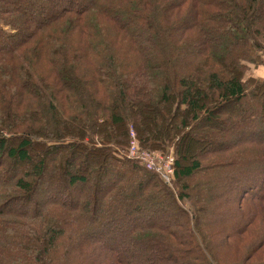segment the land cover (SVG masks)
Returning <instances> with one entry per match:
<instances>
[{
    "label": "trees",
    "instance_id": "1",
    "mask_svg": "<svg viewBox=\"0 0 264 264\" xmlns=\"http://www.w3.org/2000/svg\"><path fill=\"white\" fill-rule=\"evenodd\" d=\"M39 1L60 6L29 23L24 0H0V264H264V0ZM131 126L174 154L179 190L128 158Z\"/></svg>",
    "mask_w": 264,
    "mask_h": 264
},
{
    "label": "rangeland",
    "instance_id": "2",
    "mask_svg": "<svg viewBox=\"0 0 264 264\" xmlns=\"http://www.w3.org/2000/svg\"><path fill=\"white\" fill-rule=\"evenodd\" d=\"M85 2H86V0H84ZM83 2V1H82ZM23 4H26L27 6H29V10H28V15L29 16H27L26 18L28 19V21H29V23L30 22H33V23H36V22H39V21H41L45 16V14H46V12H51V11H53L54 9H58V7L60 6V5H58V6H55L53 3L52 4H48V6L46 5V8H41V2L39 1V0H24V3ZM61 4H63V3H61ZM260 59H261V62H260V64H258V65H255V66H251V71L250 72H252L253 71V74L255 75V74H257V75H260V76H258V77H264V53H262L261 54V57H260ZM250 65H253V64H250ZM248 71V70H247ZM248 71V72H249ZM233 110H235V108H230V107H227L226 108V112H229V113H232L233 112ZM130 129H131V132H130V140H129V143H131V141L134 139V137H133V133L135 132L136 134H137V131H136V129H134L132 126L130 127ZM137 136V135H136ZM232 137H230V138H227V139H221L219 142H217V143H215V142H213V143H211L209 146H208V148L209 147H211V146H219L222 142L223 143H228L229 141L230 142H232L233 140L231 139ZM128 150H129V148H128ZM155 152H158V153H160L162 156H164L165 157V159H166V161H172V159H173V162H172V170L174 169L173 168V165H174V162H175V156H174V154L172 153V152H161V151H155ZM197 152H198V150H197ZM74 160H78L77 158H74ZM13 170H9V172L11 173ZM163 174L162 173H160V172H158L159 174H160V177H161V179L163 180V181H165L168 185H171L172 186V188L174 189V190H179L178 188L180 187L181 188V184H173V180H172V178H173V174H174V172L173 173H170V179L169 180H166V178H165V176H164V174H166V169L165 168H163ZM108 173H109V178H108V181L110 180L111 181V179H114L115 177H117L118 175H120L121 174V172H118L117 171V169H115V168H113V167H111V168H109V171H108ZM9 173H6L5 174V176L6 175H8ZM4 178H6V177H2V179H4ZM132 178V177H131ZM97 179V178H96ZM47 180V179H46ZM45 180V181H46ZM94 178H92V177H89V180H88V182H87V184L86 185H92L93 184V182H94ZM47 182V181H46ZM66 184V183H65ZM64 184V187L63 188H61V190H58L57 192H56V201L58 202V203H60V204H66V205H68L69 203H67L66 202V200L65 199H67V197H68V193L66 192V190H67V188L65 187L66 185ZM237 185H238V183H236V184H231V183H227V181L224 183V184H222L221 186H218V187H215V189H214V195H213V197H215V198H217V199H219V202H220V204H219V208H220V211L218 210V212H219V215H218V218H216V219H218V220H225L224 218H225V216L227 215V213H228V211L226 210V208H228V207H231L233 204H234V202L236 201V196H237ZM82 186V185H81ZM264 189V188H263ZM87 190V189H86ZM263 190H261V192H262ZM78 191L77 190H73L72 191V193L73 194H75V193H77ZM136 192H137V190H136V188H134V189H132V190H129L126 194H125V197L127 196V197H129V195H131V194H136ZM89 192L87 191L86 192V194H88ZM250 194V193H249ZM52 200V198H50V195L48 196V194H44V193H42V191L41 192H39L35 197H34V199L29 203L31 206H33L34 204H39L40 206H36L37 208H42V207H45V206H47V204L50 202ZM197 205H195V203H192V202H184V206L187 208V209H190V208H194L195 206H196V208L197 207H199L200 206V203H196ZM29 205H27V204H25L24 203V201H22V202H20V203H18V202H14V203H12V204H9V206H8V208L7 209H11V210H15V211H22V209H25V208H27ZM104 207L105 206H102V202L100 203V207H99V209H100V211L101 210H103L104 209ZM218 208V209H219ZM6 210V209H5ZM91 213H88L87 215H85V218H84V220L86 221V223H89L88 221H89V219H91ZM151 216H152V214L151 215H146V214H144V216H143V214L141 215V217L139 218V221L141 222V223H144L145 221L144 220H150L151 219ZM175 217V213H174V210L172 209V207L170 206V204L169 205H167L163 210H160V212L159 213H156V215H155V220L158 222V223H161V224H166V223H170L171 222V220H172V218H174ZM144 218V219H143ZM120 221H121V219H119ZM122 222V221H121ZM235 223H232L231 224V226H228L227 227V229H229V231L231 230V229H234V228H237V226H238V224L239 223H237L236 225H234ZM82 235H85L84 236V241H83V245H85L86 247H92V248H95V247H98V248H96L93 252L94 253H98V254H100L101 252L103 253V251L104 250H106V248L104 247V246H102V245H98L97 244V242H96V236H95V238L93 237L94 236V233H93V231H90V230H88L87 228H85V232H83V233H81ZM75 243H77V242H75ZM95 243V244H94ZM89 249V248H88ZM102 249H104V250H102ZM247 249V248H246ZM102 250V251H101ZM225 252V254H227V256H229V257H231V255H233L234 256V254L233 253H231V251L230 250H225L224 251Z\"/></svg>",
    "mask_w": 264,
    "mask_h": 264
},
{
    "label": "built area",
    "instance_id": "3",
    "mask_svg": "<svg viewBox=\"0 0 264 264\" xmlns=\"http://www.w3.org/2000/svg\"><path fill=\"white\" fill-rule=\"evenodd\" d=\"M134 139L131 141L129 145L128 150V158H131L133 160L137 159L141 163H143L146 168L149 170H154L157 172H160L163 174V168L166 169V174H164L166 180L170 179V173H173L174 170H172V161H166L165 157L162 156L160 153L152 151V150H146L140 148V143H138L136 133L133 134Z\"/></svg>",
    "mask_w": 264,
    "mask_h": 264
},
{
    "label": "crops",
    "instance_id": "4",
    "mask_svg": "<svg viewBox=\"0 0 264 264\" xmlns=\"http://www.w3.org/2000/svg\"><path fill=\"white\" fill-rule=\"evenodd\" d=\"M256 76H260V75H257V74H255Z\"/></svg>",
    "mask_w": 264,
    "mask_h": 264
}]
</instances>
